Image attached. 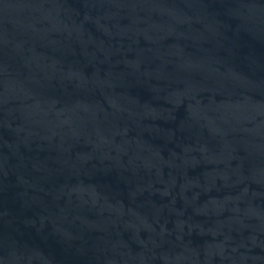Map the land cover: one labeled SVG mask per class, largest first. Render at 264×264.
<instances>
[{"label": "water", "instance_id": "water-1", "mask_svg": "<svg viewBox=\"0 0 264 264\" xmlns=\"http://www.w3.org/2000/svg\"><path fill=\"white\" fill-rule=\"evenodd\" d=\"M0 264H264V0H0Z\"/></svg>", "mask_w": 264, "mask_h": 264}]
</instances>
